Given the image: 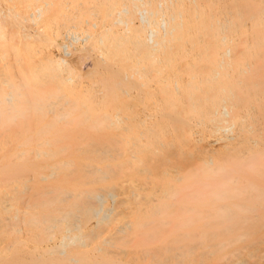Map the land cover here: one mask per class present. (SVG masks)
<instances>
[{"label": "bare ground", "instance_id": "6f19581e", "mask_svg": "<svg viewBox=\"0 0 264 264\" xmlns=\"http://www.w3.org/2000/svg\"><path fill=\"white\" fill-rule=\"evenodd\" d=\"M0 264H264V0H0Z\"/></svg>", "mask_w": 264, "mask_h": 264}, {"label": "rangeland", "instance_id": "374dc122", "mask_svg": "<svg viewBox=\"0 0 264 264\" xmlns=\"http://www.w3.org/2000/svg\"><path fill=\"white\" fill-rule=\"evenodd\" d=\"M29 29L33 30V28L31 27L30 23H29ZM60 54H58V53ZM78 52V51H77ZM77 52H70L69 54L65 51H59L58 49H56L54 51L53 54L56 55V57H64V58H68L67 60L71 63V64H74L72 66H74V68L76 69V71L78 73H80L82 76L84 77H88L93 71H94V68H95V65L93 63L94 59L91 55L92 52H83L82 50H80L78 53ZM63 53V54H62ZM66 54V55H65ZM71 54V56H69ZM74 54V55H73ZM80 57V58H79ZM82 81L84 82H87L89 80V78H81Z\"/></svg>", "mask_w": 264, "mask_h": 264}]
</instances>
